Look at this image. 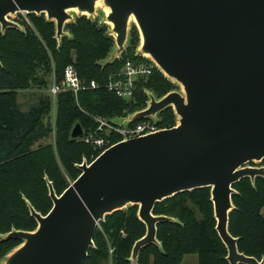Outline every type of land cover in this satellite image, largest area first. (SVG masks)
Masks as SVG:
<instances>
[{
	"label": "water",
	"instance_id": "95a60500",
	"mask_svg": "<svg viewBox=\"0 0 264 264\" xmlns=\"http://www.w3.org/2000/svg\"><path fill=\"white\" fill-rule=\"evenodd\" d=\"M98 5L107 10L103 22L114 39L111 61L125 51L133 24L140 39L136 55L180 89L160 99L146 92V108L121 118V126L157 120L168 108L176 125L120 141L84 161L60 196L48 182L52 208L42 216L28 205L37 227L0 236L21 241L0 264H83L97 225L131 206L145 226L129 259L137 264L144 247L159 246L156 226L173 221L154 216V205L203 188L210 189L228 264H264L239 253L228 233L232 186L264 178V166L249 165L264 159V0H0V31L22 30L8 19L16 14L44 15L59 41L66 24L76 16L93 19ZM82 135L75 124L70 139Z\"/></svg>",
	"mask_w": 264,
	"mask_h": 264
},
{
	"label": "trees",
	"instance_id": "16d2710c",
	"mask_svg": "<svg viewBox=\"0 0 264 264\" xmlns=\"http://www.w3.org/2000/svg\"><path fill=\"white\" fill-rule=\"evenodd\" d=\"M17 23L22 30L0 31V236L12 230L34 231L36 221L28 205L46 215L52 208L47 183L60 196L65 189L63 185L60 188L65 183L64 174L75 181L80 175L77 166L84 161L91 163L100 154L80 139H70L75 124L80 125L84 135L94 133V118L108 122L126 118L146 108V92L160 99L178 90L156 67L147 79L139 80L130 101L107 90L109 78L117 77L126 62L150 63L136 55L139 35L134 26L120 58L105 63L114 39L107 26L96 20L76 16L74 22L64 26L66 35L59 42L55 39L54 22L46 21L44 15L29 14ZM69 65L85 85L95 82L97 86L79 92L76 98L71 93L57 95L51 121L48 86L52 77L59 83ZM32 88L45 93L23 112L18 94ZM145 121L150 119L128 126ZM155 121L159 129H170L175 126L176 117L168 108ZM110 138L112 144L121 140L115 134ZM249 165L264 166V159ZM232 188L234 209L228 215V233L237 239L239 253L260 261L264 259V178L256 177L253 183L243 178ZM152 214L173 221L156 226L159 246L144 247L137 264H181L188 255H194L197 264H228L227 251L215 231L209 188L183 192L156 203ZM144 235L145 226L137 218V207L115 212L105 217L100 230L94 233V246L83 264H131L132 247ZM20 244L17 239L0 238V261Z\"/></svg>",
	"mask_w": 264,
	"mask_h": 264
},
{
	"label": "built area",
	"instance_id": "2783aa9c",
	"mask_svg": "<svg viewBox=\"0 0 264 264\" xmlns=\"http://www.w3.org/2000/svg\"><path fill=\"white\" fill-rule=\"evenodd\" d=\"M19 14L23 15V18L26 20L27 14ZM154 67L155 65L152 62L148 64L126 62L117 77L109 78L106 85L107 90L114 93L118 98L130 101L134 96L136 84L140 79H147L152 74ZM96 86L95 82H90L88 85H85L79 79L75 68L72 65L67 66L64 69L62 80L57 83L55 78L52 77L48 86L47 93L52 100V113L55 114V100L57 95L61 93H71L76 98L79 92L86 89H95ZM94 121L97 123L96 131L94 133H88L87 135L83 133L82 137L79 139L84 144L90 145L93 150L100 151V154L114 145L111 143V134L120 136V141H123L153 134L161 130L156 126V121L153 119L140 123L135 127H129L128 124H125L118 128L110 124L111 122L102 118H94ZM99 132L103 134H99ZM100 224L101 223L97 225V230H100ZM111 252L112 250L109 251V254H111Z\"/></svg>",
	"mask_w": 264,
	"mask_h": 264
},
{
	"label": "rangeland",
	"instance_id": "374dc122",
	"mask_svg": "<svg viewBox=\"0 0 264 264\" xmlns=\"http://www.w3.org/2000/svg\"><path fill=\"white\" fill-rule=\"evenodd\" d=\"M104 9L102 10V7L99 5L97 6V10H96V15L93 17V20H96L98 22V24H103L104 25ZM73 17L76 16V14L72 13ZM23 17V15H20V14H16L14 16H11L9 17L8 19L11 20V21H14L15 23L20 22V19H23V18H19V17ZM45 17V16H44ZM18 24V23H17ZM19 25V24H18ZM107 26V25H106ZM133 26V24H130V27L129 29H131V27ZM21 27V26H20ZM22 28V27H21ZM108 30H109V26H107ZM64 31V30H63ZM130 31V30H129ZM138 33V32H137ZM129 35H130V32H129ZM129 38L130 36H128V41H129ZM57 42H59L58 40H56ZM128 41H127V44H128ZM139 43H140V39H139V42H138V46L136 47V53H137V49L139 47ZM126 44V46H127ZM125 46V48H126ZM114 48H115V45L111 48L108 56H107V59L104 61L105 63L106 62H109L112 60V56L114 54ZM177 91H180L179 87H178V90ZM45 92H42V90H37L35 88H32V89H29V90H26V91H21L19 94H18V103L20 104V110L21 111H27L31 106L35 105L36 102H37V99L39 97H43ZM173 111V110H172ZM174 113V112H173ZM175 115V114H174ZM50 118H51V121H52V118H54V114L52 113V111L50 112L49 114ZM158 116V115H157ZM176 117V116H175ZM177 118V117H176ZM123 119V118H122ZM122 119L121 118H113L111 120V123L112 125H114L116 128L118 127H121L122 125ZM177 120V119H176ZM175 125H176V121H175ZM99 134H103V133H100ZM48 140L46 141H43V143H47ZM82 165V164H81ZM78 170V168H76ZM79 171V170H78ZM79 176V175H78ZM77 176V178H78ZM76 180V179H75ZM64 181L65 183L63 184H60V188L63 186H65V189L64 191L73 183V178L70 177V176H67L66 174H64ZM63 189H61L62 191ZM63 191V192H64ZM57 195V194H56ZM264 212V211H263ZM212 214H213V208H212ZM264 215V213H263ZM104 222V221H103ZM101 222V224L103 223ZM216 224V223H215ZM36 227H37V223H36ZM1 262V261H0ZM181 264H197V258L194 256V255H188L186 257H184L183 261Z\"/></svg>",
	"mask_w": 264,
	"mask_h": 264
},
{
	"label": "bare ground",
	"instance_id": "6f19581e",
	"mask_svg": "<svg viewBox=\"0 0 264 264\" xmlns=\"http://www.w3.org/2000/svg\"><path fill=\"white\" fill-rule=\"evenodd\" d=\"M98 6H99V5H98ZM104 11H105V12H107V10H106V9H104Z\"/></svg>",
	"mask_w": 264,
	"mask_h": 264
},
{
	"label": "crops",
	"instance_id": "0c3cea01",
	"mask_svg": "<svg viewBox=\"0 0 264 264\" xmlns=\"http://www.w3.org/2000/svg\"><path fill=\"white\" fill-rule=\"evenodd\" d=\"M264 211V210H263ZM264 213V212H263Z\"/></svg>",
	"mask_w": 264,
	"mask_h": 264
}]
</instances>
